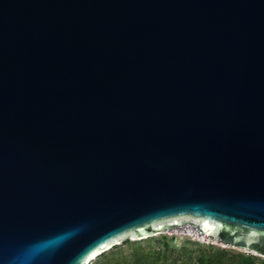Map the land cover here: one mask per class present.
Returning a JSON list of instances; mask_svg holds the SVG:
<instances>
[{
    "label": "water",
    "instance_id": "1",
    "mask_svg": "<svg viewBox=\"0 0 264 264\" xmlns=\"http://www.w3.org/2000/svg\"><path fill=\"white\" fill-rule=\"evenodd\" d=\"M188 228L264 257V0H0V264Z\"/></svg>",
    "mask_w": 264,
    "mask_h": 264
},
{
    "label": "rangeland",
    "instance_id": "2",
    "mask_svg": "<svg viewBox=\"0 0 264 264\" xmlns=\"http://www.w3.org/2000/svg\"><path fill=\"white\" fill-rule=\"evenodd\" d=\"M224 250L253 255L257 261L264 259L255 251L226 246L194 235L163 231L145 238L126 236L105 252L99 253L89 264H136L137 260L142 264H218L219 259V264H229L233 258L223 254Z\"/></svg>",
    "mask_w": 264,
    "mask_h": 264
},
{
    "label": "clouds",
    "instance_id": "3",
    "mask_svg": "<svg viewBox=\"0 0 264 264\" xmlns=\"http://www.w3.org/2000/svg\"><path fill=\"white\" fill-rule=\"evenodd\" d=\"M78 231L79 229H73L69 232L61 233L54 237L38 242L27 249L26 255H35L47 251H53L61 246L66 241V239L70 238L74 233Z\"/></svg>",
    "mask_w": 264,
    "mask_h": 264
},
{
    "label": "trees",
    "instance_id": "4",
    "mask_svg": "<svg viewBox=\"0 0 264 264\" xmlns=\"http://www.w3.org/2000/svg\"><path fill=\"white\" fill-rule=\"evenodd\" d=\"M223 254H229L230 257H232V261L229 263L237 262V264H264V259L261 261H257L256 258L253 255H244L242 253H228V251L224 250L222 251ZM217 263H221V259L217 261ZM136 264H142L140 260L136 261Z\"/></svg>",
    "mask_w": 264,
    "mask_h": 264
},
{
    "label": "bare ground",
    "instance_id": "5",
    "mask_svg": "<svg viewBox=\"0 0 264 264\" xmlns=\"http://www.w3.org/2000/svg\"><path fill=\"white\" fill-rule=\"evenodd\" d=\"M167 231H173V232H177V233H183V234H187V235H191V236H196L200 239H204V240H210L209 237L205 236L204 234H199L197 233L196 231L193 230V228H188L186 230H182V229H172V230H167ZM216 242H219V241H215ZM220 243V242H219ZM223 244V243H221ZM225 245V244H223ZM226 246H230V245H226ZM232 247V246H230ZM100 251H97L95 252L94 254H92L89 259H88V264L91 262L92 259H94L98 254H99Z\"/></svg>",
    "mask_w": 264,
    "mask_h": 264
},
{
    "label": "snow or ice",
    "instance_id": "6",
    "mask_svg": "<svg viewBox=\"0 0 264 264\" xmlns=\"http://www.w3.org/2000/svg\"><path fill=\"white\" fill-rule=\"evenodd\" d=\"M102 246L106 247L107 245H102Z\"/></svg>",
    "mask_w": 264,
    "mask_h": 264
}]
</instances>
